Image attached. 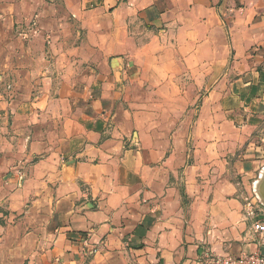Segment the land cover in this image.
Returning a JSON list of instances; mask_svg holds the SVG:
<instances>
[{
	"label": "crops",
	"instance_id": "obj_1",
	"mask_svg": "<svg viewBox=\"0 0 264 264\" xmlns=\"http://www.w3.org/2000/svg\"><path fill=\"white\" fill-rule=\"evenodd\" d=\"M8 76L0 264L264 253V0H0Z\"/></svg>",
	"mask_w": 264,
	"mask_h": 264
},
{
	"label": "built area",
	"instance_id": "obj_2",
	"mask_svg": "<svg viewBox=\"0 0 264 264\" xmlns=\"http://www.w3.org/2000/svg\"><path fill=\"white\" fill-rule=\"evenodd\" d=\"M258 208L254 199L246 198L247 214L253 218L252 226L255 231L264 233V222L259 217V213L255 212ZM200 264H264V253L258 251L248 254L235 256L230 254L217 255L211 251H205L199 260Z\"/></svg>",
	"mask_w": 264,
	"mask_h": 264
},
{
	"label": "rangeland",
	"instance_id": "obj_3",
	"mask_svg": "<svg viewBox=\"0 0 264 264\" xmlns=\"http://www.w3.org/2000/svg\"><path fill=\"white\" fill-rule=\"evenodd\" d=\"M12 83V77L8 76L6 81H4L2 90H0L6 100L13 99L14 97L15 89L13 90L14 85H12ZM254 135V138L251 137L250 140V143H252L251 146H259L261 148L260 150L264 153V125H261L259 130L256 131ZM262 159L264 160V157H262ZM255 180L256 182H254V186L246 198L254 199L255 203L258 205V208H255V212L259 213V217H264V167L262 168L260 174L255 177Z\"/></svg>",
	"mask_w": 264,
	"mask_h": 264
}]
</instances>
